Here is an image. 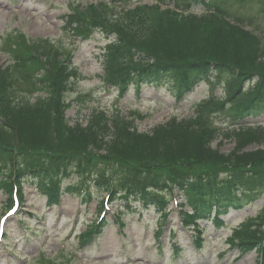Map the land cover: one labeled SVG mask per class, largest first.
I'll list each match as a JSON object with an SVG mask.
<instances>
[{"label": "rangeland", "instance_id": "rangeland-1", "mask_svg": "<svg viewBox=\"0 0 264 264\" xmlns=\"http://www.w3.org/2000/svg\"><path fill=\"white\" fill-rule=\"evenodd\" d=\"M120 1L121 5L115 6L117 2L107 5L108 0H0V73L10 68L12 71L8 74L16 78L6 92L0 91L1 99L6 102L5 110L20 116L26 107H35L39 99L42 101L44 97L49 96L48 83L41 86L27 76L29 69L35 72L36 68L21 69L20 64L16 62L19 55L16 49L21 46L28 47L29 52L41 59L40 64L52 67L58 65L54 64L56 62H63L66 67L63 75H67L68 80L61 96V109L67 127H86L95 115L101 114L110 119L105 120L109 126L117 124L122 130L126 121H130L132 122L130 129L142 133L151 132L155 127L171 120L182 123L183 131L187 125L186 121H193L192 124L200 129L201 134L206 132L205 141L209 143L207 146L222 157L214 162H202L204 145L197 142L190 149L192 142L182 135L179 151L174 150L172 154L168 152L164 163L162 160L150 162L137 157L132 159L137 165L145 167L142 170L147 174L157 175L161 181H165L168 176L189 177L207 170H218L224 165L264 169V114L255 119H247L249 122H241L247 125L232 124L228 117L231 111L229 109L224 111L226 103L222 105L221 100H215V97L224 100L227 98L229 93L223 85L203 81L180 104L174 96L175 88L169 80L157 86H145L140 95L133 88L126 96L119 95V88L109 83L108 68L103 54L109 38L100 31L109 30L91 24L90 20L104 16L113 19L122 14L120 7L127 10L137 4L153 3L152 0ZM233 1H230L228 8L231 11L238 9L243 13L245 20L242 24L245 27L250 25L246 27L247 29L258 30L259 22H262L261 28H264L263 16L252 22L249 18L258 13L259 6L256 2L247 0L243 5H239ZM153 12L149 10V13ZM87 25L91 28H87ZM210 28L204 31L202 29L199 33L196 38V51L200 45L201 52L208 49L206 31ZM239 28L251 33L241 26ZM260 36L252 38L256 40L253 43L242 46L245 49L242 57L235 55L232 49H224V53L220 54L224 56L229 54L232 60H238V63L247 70L264 72V64L256 63L260 53L264 57V36ZM27 53L23 51L21 54ZM253 57L256 58L253 60ZM40 118L44 120L41 114ZM112 120L121 122L115 123ZM0 124L4 125V119L1 117ZM32 129H34L32 134L20 135V138L32 143L38 140L53 143L58 138L45 125ZM15 134L4 133L3 136L5 143L2 144L3 151L0 153V175L4 178L0 180L5 179L8 173L7 165L17 164L21 160V154L18 152L20 148L6 145L9 140L13 142L19 140ZM67 144L63 142L61 145L79 149L78 145ZM86 151L85 154L79 155L85 157L83 159L85 164L91 160H96L95 164H100L90 169L100 172L101 179L106 174L116 173L111 169L107 159H97L107 155L104 149L88 145ZM237 157L242 161L235 159ZM159 165L162 168L155 170ZM73 173L71 178L63 181L65 185L82 183L77 176L78 173ZM91 175L96 177V173ZM87 185L88 188H83L86 194L84 198L81 199L72 191L73 193H67L62 197L59 205L48 206L46 197L37 189L36 184L32 181L24 182L21 204L13 216H7L9 195L0 186V219L4 218L6 221L5 232L0 239V264L259 262L257 251L241 253L231 245L251 238L246 234L247 227L257 221L258 217H255L264 211V190L260 199L247 203L238 210L232 209L225 216L223 227L218 228L211 222H205L202 229L203 244L198 248L193 244L195 230L182 225L179 219V211L174 201L182 202L183 198L176 191L173 193L174 196L165 195L171 213L160 238H156L155 235L160 223L159 213L151 210L141 211L139 214H121L120 219L122 223L124 222L121 226L115 217L121 210L125 213L126 209L121 208L124 202L113 200L105 210V218L109 224L105 225L94 239L84 243L91 226L98 222L100 203L107 195L106 191L97 190L90 183ZM88 192L91 199L87 198ZM131 205L133 208H140L138 203L131 202ZM171 228L174 235L170 233ZM175 245L179 247V252H174Z\"/></svg>", "mask_w": 264, "mask_h": 264}, {"label": "trees", "instance_id": "trees-1", "mask_svg": "<svg viewBox=\"0 0 264 264\" xmlns=\"http://www.w3.org/2000/svg\"><path fill=\"white\" fill-rule=\"evenodd\" d=\"M155 1L157 4L152 6L142 5L130 10L121 9L122 14H118L113 19L104 16L90 20L91 24L109 30L103 32L112 38L105 48L110 84L118 87L121 95L125 96L132 88L140 94L145 86L160 85L169 80L175 88L176 100L181 101L201 81L208 80L212 84L222 83L227 87L230 95L226 102H230L228 107L232 109L230 112L232 122L241 123L250 117L261 116L264 113V72L247 70L238 63V60H232L229 54L225 56L220 54L224 53V49H232L235 55L242 57L245 54L242 46L256 41L252 39L256 38L255 35L231 26L225 19L243 21V13L238 9L230 11L228 6L231 0ZM246 1L233 2L243 5ZM249 1L256 2L259 6L258 13L249 17L250 20L255 21L259 16L264 17V0ZM160 6L165 8L162 10ZM149 10L154 12L149 13ZM197 10H200V13H196ZM258 26L260 29L262 22H259ZM208 28H210L206 31L208 49L201 52L202 45H200L196 51V38L202 29L204 31ZM16 50L19 54L17 62L20 68H36L35 72L29 69L27 76L33 79L35 84L43 86L48 83L50 91L49 96L44 97L42 101L39 99L35 107H26L20 116L5 110L6 102L0 96V117L4 119V125L0 124V153L3 151L2 144L5 143L4 133L6 135L16 133L15 136L19 140L16 142L9 140L6 145L19 147L21 160L16 159L19 161L17 168L13 167L14 164L6 167L8 170L17 169L15 176L20 193L23 182L32 180L40 192L48 197L50 204L58 203L63 192L59 173L69 177V172H77L83 178H90L88 182H93L98 188L108 189L111 185L113 198L117 194L127 208H130V201L134 200L143 208L149 209L153 206L161 213L166 207V201L158 192L168 191V184L175 183V187L185 200L182 206H190L192 209L191 213L183 212V222L194 226L198 232L200 220L222 224L221 217L227 215L231 208H241L245 202L260 196L259 189L264 185L263 168L247 169L228 165L220 170H207L189 177L168 176L165 181H161L159 176L147 174L142 170L145 167L137 165L132 160L137 157L150 162L162 160L164 163L168 152L172 154L174 150L179 151L182 135L192 142L190 149L197 142L204 145L202 162L220 160L222 157L207 146L209 143L205 141L206 132L201 134L200 129L192 124L193 121H186L187 125L183 131H181L182 123L171 120L155 127L151 132L142 133L130 129L132 128L130 121H126L122 130L117 124L109 126L105 120L110 121V119L101 114L95 115L86 127H67L61 109V96L68 80V76L63 75L66 68L64 63L56 62L54 64L58 65L49 67L40 64L41 59L29 52L30 48L21 46ZM23 51L28 53L22 55ZM255 58L253 57V60ZM256 63L264 64L261 53ZM11 71L7 68L0 73V91L6 92L16 80L8 74ZM246 83H252L250 86L252 91L250 87L244 89ZM246 92L248 94L245 95ZM40 114L44 120L40 118ZM112 121L121 122V120ZM41 125L47 126L53 135H57V140L53 143L45 140L32 143L20 138V135L32 134L34 130L32 128ZM63 142L66 145L67 143L78 145L79 149L63 146L61 145ZM88 145L104 149L107 155L97 159H107L111 169L116 173L106 174L101 179L100 172L92 171L91 167L100 164H95L96 160L85 164L83 160L85 157L79 155L87 152ZM235 159L242 161L238 157ZM161 168L159 165L155 170ZM148 169L154 171L152 168ZM224 170L227 172L223 176L221 171ZM10 173L5 175V180H1V185L8 195L11 194L14 184ZM93 173H96V177L91 175ZM238 191L242 192V197L237 195ZM165 217L166 215L163 216L164 219ZM263 225L264 211L259 216V221L252 222L247 227L246 234L251 238L234 244L243 252L254 247L259 248L262 264H264ZM94 234V229L91 228L84 243ZM84 236L85 234L82 237Z\"/></svg>", "mask_w": 264, "mask_h": 264}, {"label": "snow or ice", "instance_id": "snow-or-ice-1", "mask_svg": "<svg viewBox=\"0 0 264 264\" xmlns=\"http://www.w3.org/2000/svg\"><path fill=\"white\" fill-rule=\"evenodd\" d=\"M9 215H11V213H9Z\"/></svg>", "mask_w": 264, "mask_h": 264}]
</instances>
